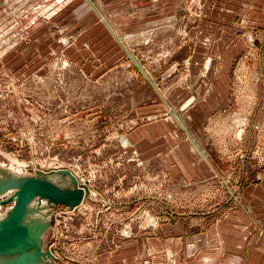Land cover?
Segmentation results:
<instances>
[{"label": "rangeland", "instance_id": "obj_1", "mask_svg": "<svg viewBox=\"0 0 264 264\" xmlns=\"http://www.w3.org/2000/svg\"><path fill=\"white\" fill-rule=\"evenodd\" d=\"M92 3L0 0V201L30 177L82 191L74 205L34 196L28 218L47 224L14 251L105 264L143 238L147 264L148 238L216 226L247 208L243 190L264 225V0ZM14 205L0 203V220Z\"/></svg>", "mask_w": 264, "mask_h": 264}, {"label": "crops", "instance_id": "obj_2", "mask_svg": "<svg viewBox=\"0 0 264 264\" xmlns=\"http://www.w3.org/2000/svg\"><path fill=\"white\" fill-rule=\"evenodd\" d=\"M212 89L210 87L209 91L211 94L213 93L212 95L216 99L219 92L218 90L213 92ZM214 99L210 98L213 107L216 106ZM180 124L185 127L182 129L188 136L187 140L191 148L196 153L199 152L200 157L212 166L196 138L198 133L189 130L185 123ZM141 133L136 131L132 136L137 141L138 149L143 148ZM139 143L140 145H138ZM183 147L185 146H181V148ZM180 154L185 157L181 159L188 160L185 152ZM196 167L199 166L195 165ZM188 174L191 175L190 171ZM243 192V195L247 196H245L247 208L239 207L237 210L230 211L216 226L210 227L202 233H195L192 237L184 238L176 237L174 235L176 231L171 235L166 234L163 237L157 235L148 238L145 243V252L154 256L147 264H257L261 256L264 255L261 252L264 246V225L259 220V209H257L255 201L257 199L256 194L254 192L249 193L247 190H243ZM171 226L175 225L164 223L162 228L168 230V227L172 229ZM177 234H181V232ZM120 243L121 245L117 249L109 255L103 254L100 260L105 264H139V258L143 257V238L140 240L123 238Z\"/></svg>", "mask_w": 264, "mask_h": 264}, {"label": "water", "instance_id": "obj_3", "mask_svg": "<svg viewBox=\"0 0 264 264\" xmlns=\"http://www.w3.org/2000/svg\"><path fill=\"white\" fill-rule=\"evenodd\" d=\"M87 1L93 7L92 0ZM128 54L130 55L129 52ZM133 60L145 77L149 79L144 69L140 67L134 58ZM36 195L48 197L54 202H66L74 205L81 198L82 191L71 194L53 182L39 177H30L23 180L15 194L7 199L15 200L11 214L7 218L0 220V252L18 247L19 244H27L28 241L26 239H30V228L23 219L26 216L30 201ZM7 200H2L0 203Z\"/></svg>", "mask_w": 264, "mask_h": 264}, {"label": "bare ground", "instance_id": "obj_4", "mask_svg": "<svg viewBox=\"0 0 264 264\" xmlns=\"http://www.w3.org/2000/svg\"><path fill=\"white\" fill-rule=\"evenodd\" d=\"M93 4V3H92ZM94 6V4H93ZM127 139V138H126ZM22 181V180H21ZM21 185V183H19V186ZM44 205V203H43ZM31 210V206H28V209H27V212H26V216L25 218L23 219L24 222H26L30 228V239L31 240H37L40 238L46 224H47V221L45 222V220L43 218H38V217H35V218H32L29 220L28 218V213L29 211ZM1 215V214H0ZM17 247H13L11 249V251H13L12 253H9L11 254V258H5L3 257L4 256V252H0V264H21V262H24L26 264L29 263V256L26 254V253H18L14 250H16ZM35 261V260H34ZM32 264V263H30Z\"/></svg>", "mask_w": 264, "mask_h": 264}]
</instances>
